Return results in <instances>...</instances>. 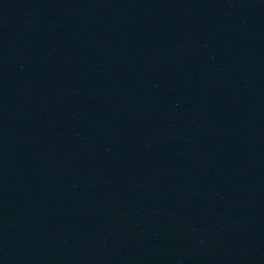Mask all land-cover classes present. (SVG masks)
<instances>
[{"label":"water","instance_id":"obj_1","mask_svg":"<svg viewBox=\"0 0 264 264\" xmlns=\"http://www.w3.org/2000/svg\"><path fill=\"white\" fill-rule=\"evenodd\" d=\"M0 264H264V0H0Z\"/></svg>","mask_w":264,"mask_h":264}]
</instances>
